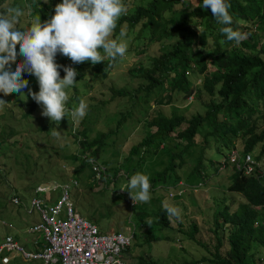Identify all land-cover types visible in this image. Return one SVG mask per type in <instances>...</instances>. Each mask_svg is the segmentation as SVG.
I'll list each match as a JSON object with an SVG mask.
<instances>
[{"label": "clouds", "instance_id": "obj_1", "mask_svg": "<svg viewBox=\"0 0 264 264\" xmlns=\"http://www.w3.org/2000/svg\"><path fill=\"white\" fill-rule=\"evenodd\" d=\"M126 1L128 7L124 0H0V123L6 120L8 127L3 131L0 126V205L5 201L16 217L0 218L8 230L0 239V264L17 257L29 263L72 264L60 250L49 253L48 248L54 226L71 214V230L85 246L71 249L74 264H165L160 256L169 264H222L219 260L264 264V235L246 225L234 229L230 239L231 223L214 222L216 211L226 205L232 212L247 203L243 192L231 189L233 184L246 190L252 184L264 188V143L251 134L255 119L258 130L264 123L248 115L232 94L234 87L251 84L242 62L254 53V37L264 41L259 29L262 13L246 5L232 18L229 0H180L178 9L184 1L201 9L196 14L186 11V29L179 33L187 39L186 48L183 51L176 37H168L163 48L145 54L137 51L127 30L113 38L118 21L137 4L148 3ZM138 29L136 24L133 30ZM133 58L137 63L127 74L114 71ZM95 83L103 91L85 92L88 84L92 88ZM133 84L129 95L118 97L117 105L115 90ZM194 100L201 103L194 113L179 109L183 101L190 106ZM16 108L21 109L19 116L14 115ZM101 112L106 119L98 124ZM108 112L113 113L110 120ZM175 116L184 120H172ZM193 116L200 122L192 136V155L182 165L177 157L168 162L178 137L188 135ZM21 118L27 132H14ZM93 140H104L93 146L104 147L100 157L87 151ZM111 146L123 149L118 154ZM213 151L221 156L217 163L211 158ZM198 165L199 179L188 182ZM14 174L18 184L11 182ZM36 175L41 179L29 180ZM215 182L223 193L212 196L213 223L209 237H204L197 222L184 225V207L197 219L184 193ZM86 188L104 212L113 207V194H118V200L125 201L123 214L119 208L110 216L105 212L99 226L89 213L95 206L89 204L86 217L82 216L75 201ZM158 191L162 194L148 211L145 203ZM232 196L241 197L234 210ZM158 208L165 213L166 225L155 222ZM20 212L28 219L19 218ZM117 213L123 222L115 218ZM159 228L177 229L179 237L173 242L182 251L179 260L169 257L172 240L159 236ZM185 253L190 258L185 259Z\"/></svg>", "mask_w": 264, "mask_h": 264}, {"label": "trees", "instance_id": "obj_2", "mask_svg": "<svg viewBox=\"0 0 264 264\" xmlns=\"http://www.w3.org/2000/svg\"><path fill=\"white\" fill-rule=\"evenodd\" d=\"M180 0H147V4H137V7L128 15L120 19L117 23V27L113 33V38L116 33L121 29L127 30V35H131V41L135 43L137 51H141L145 54L150 50L157 51L158 48H163V40L168 37H176L182 44L183 51L187 45L186 37H180L181 30L186 29L187 22V10L196 14L201 9L199 7L192 8L187 2L184 1V5L181 8H177V4ZM126 7L128 2L124 0ZM230 8L229 12L233 18V14H239L246 5L255 12L262 13L259 22V29L262 30L264 36V0H229ZM39 15L41 9L37 10ZM45 13V12H44ZM233 13V14H232ZM136 24H139V29L134 31ZM261 37H254L252 39V48L254 53L249 55L247 60L242 62V65L246 71H249L251 77V84L245 86H236L233 88V100L235 103L242 104L248 112V115H256L257 119L264 123V41L261 43ZM259 41V43H258ZM132 71V70H130ZM245 73V72H243ZM162 84H159L157 88H160ZM133 85H125L124 87L117 88L114 92L117 105L120 103L118 97L129 95L131 92L129 89L134 87ZM108 119L113 118V113L108 112ZM183 119L184 117L175 116L172 120ZM200 122L199 117L193 116L188 120L190 125L188 135L179 136V140L176 143V152H169L168 162H172L175 157L178 158L179 164L182 165L184 158L189 159L192 155V150L195 148V141L192 136L197 129V123ZM90 128V126H88ZM100 131V130H99ZM253 139L261 140L264 143V129H257L256 119L253 124ZM223 136V135H222ZM95 143L103 144L104 140H93L88 144L87 151L91 155L100 157L101 145L95 149ZM203 150L200 151L197 161L202 162L200 158ZM200 158V159H199ZM196 161V163H197ZM201 165L194 168L189 178L195 180L199 179ZM234 181H238V177H233ZM253 188L249 190L243 189L237 184H233L231 189H236L245 195L247 203H240L235 211H230L229 206L220 212L216 211L214 215V222L222 219L231 223L229 228V238H232L234 229L238 230L246 225L253 226L254 233L264 235V188H256L255 184H252ZM260 206V208H258ZM156 223L158 225H166L167 221L165 213L161 208L155 211ZM220 263L225 264L223 260H219Z\"/></svg>", "mask_w": 264, "mask_h": 264}, {"label": "rangeland", "instance_id": "obj_3", "mask_svg": "<svg viewBox=\"0 0 264 264\" xmlns=\"http://www.w3.org/2000/svg\"><path fill=\"white\" fill-rule=\"evenodd\" d=\"M16 6L19 7V3L18 2H16ZM154 52L155 51L150 50V53H154ZM136 63H137V59L133 58V60H131L128 63H126V62L120 63V65H118L114 71L115 72H124L125 74H127L128 73V68L130 66H134V64H136ZM195 82H198V80H195ZM103 89L104 88H103V86L100 83L99 84L95 83L94 87H92V88H90V84H88L87 87L85 88V92L88 93L90 90H93L95 92H101V91H103ZM204 98H206V96H203V99ZM23 103L26 104V100H23ZM200 104L201 103L198 100H194L192 105L187 106V101H183L182 105L180 106L179 109L183 113H185L187 115H190L191 113H194L196 111L195 108L200 107ZM166 111L168 112V109H166ZM20 114H21V109L20 108H16L14 115L15 116H19ZM6 117H7L8 120L11 118L10 111L6 112ZM105 119H106L105 112H101L97 116L96 122L98 121V124H100ZM22 120L23 119L21 118V120H20L21 126L14 128V132H18V131H21V130H23L24 132H27V128L22 126ZM6 122L7 121L5 120L2 124L0 123V126L2 125L1 128H2L3 131H8V127H7ZM200 139H201V136L198 135L197 136V140H200ZM114 148L117 149L118 154H120L122 149H123L120 146L112 147V149H114ZM101 152L104 154V147H103V149H101ZM20 157L22 158L21 154H20ZM114 157L116 158V156H114ZM220 157H221L220 154L218 152H216V151H213L211 153V158H212V160L215 163H217V161L220 159ZM224 171L225 170H222L221 172H224ZM37 178L41 179V176L36 175L35 177L34 176L30 177L29 180H34L35 181V180H37ZM186 180L188 182H190V183L194 182V180L189 178V177H187ZM11 182L12 183H17L16 182V174H14L11 177ZM221 183L226 184L225 180H222ZM0 184H1V181H0ZM28 184H29V182H28ZM86 189L87 190L84 191L82 195L79 194L80 199L75 201L76 208H78V210L81 213V215H83V216L85 215L84 217H86L85 213H87V212H84V211L88 209L89 204H92V206H95V208L94 209H90L89 213L90 214H94V216L97 217L98 221L96 223L99 226H101V223H100L101 220L106 219L105 218V212H106L107 216H110L113 213V209L116 210V209L119 208L120 214H123L122 206H123V208H125L124 207L125 206V201L123 199L118 200L119 197H120L118 194H113V207L111 209L107 208L105 210V212H104L103 209H102L101 203H97V202H93L92 201V197L89 195L92 192V190H90L88 188H86ZM222 193L223 192H221V186L219 185V182H215L209 188H205V187L201 188V187H199V189L194 191V192L184 193L185 201H188L190 203L189 211H191V214L197 218V219L191 218L188 215V209L184 207L183 209L185 210V213L187 214V217L184 220V225H189L191 222L195 221L199 225V228H201L202 235L204 237H209V235H210L209 226L211 225V223H213V218L211 220L212 209H213V206H214V201L212 199V196L213 195L220 196V195H222ZM0 194H2V191H0ZM159 194H162V192L158 191V192L153 193V195L150 194L151 195V200L149 202L145 203L147 205V210L148 211L151 208H153L152 204L155 202V198ZM224 195H225V197H228L226 194H224ZM109 197H110V199H112V194L111 193H109ZM86 198H88V199L87 200H83V199H86ZM206 198H208V199H206ZM231 199L234 200V203L232 204V207H231V209L234 210L236 205L240 202L241 197H239L238 199L236 197L234 199V197L232 196ZM168 204L170 205L172 203L168 202ZM177 208H179V207H177ZM179 209L182 211V208H179ZM90 214H89V216L92 218V216ZM125 215H127V214H125ZM131 216H133V214H131ZM2 217L6 218V219H11V220H15L16 219V217L12 214V211H11L10 207L6 205L5 201H3L1 203V205H0V218H2ZM22 217L28 219V216H26L23 212H20L19 218H22ZM115 218L121 219V216L119 215V213H117ZM111 219H114V216ZM110 222H111V220H109L108 222L106 221L107 224H109ZM121 222H123L122 219H121ZM115 225H116V227H119V228L122 227L120 222L119 223H115ZM110 229H111V227H109L108 229H105L104 231L110 230ZM6 233H8V230L3 225H1V221H0V239L2 237H4V235ZM157 234L159 236H162V237H166L167 236V237H169L172 240V242L170 244L173 243V246H171V251L169 253V257L172 258V259H178L179 260L182 251L179 249L177 243L173 242L174 238L179 237V236L176 235L177 234V229H163V228H159L157 230ZM160 241L161 240H156L155 242H160ZM160 258L163 261V263L169 264V261L166 259L165 256H160ZM184 258L185 259L190 258V254H186L185 253L184 254ZM9 264H38V261L29 263L28 261L21 260V259H19L17 257L15 259L11 260V262Z\"/></svg>", "mask_w": 264, "mask_h": 264}, {"label": "built area", "instance_id": "obj_4", "mask_svg": "<svg viewBox=\"0 0 264 264\" xmlns=\"http://www.w3.org/2000/svg\"><path fill=\"white\" fill-rule=\"evenodd\" d=\"M73 215L71 214L66 220L57 223L54 226V230L51 233V237L48 238L51 244L49 249V253L52 250V253L56 250H60L68 259H70V263L74 264L76 254L72 252L71 249L81 250L85 248L83 243L81 242L79 235L75 234L71 230L70 220L72 219ZM76 221V220H75ZM47 232L48 230L45 229ZM57 240H61L57 244Z\"/></svg>", "mask_w": 264, "mask_h": 264}, {"label": "bare ground", "instance_id": "obj_5", "mask_svg": "<svg viewBox=\"0 0 264 264\" xmlns=\"http://www.w3.org/2000/svg\"><path fill=\"white\" fill-rule=\"evenodd\" d=\"M83 216V215H82Z\"/></svg>", "mask_w": 264, "mask_h": 264}]
</instances>
